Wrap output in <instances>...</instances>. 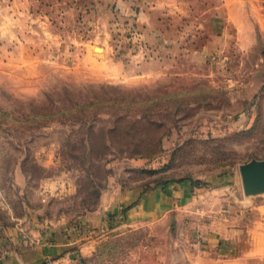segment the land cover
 Listing matches in <instances>:
<instances>
[{"label":"rangeland","instance_id":"obj_1","mask_svg":"<svg viewBox=\"0 0 264 264\" xmlns=\"http://www.w3.org/2000/svg\"><path fill=\"white\" fill-rule=\"evenodd\" d=\"M248 1L0 0V236L188 183L57 264H264V194L240 173L264 160V0Z\"/></svg>","mask_w":264,"mask_h":264},{"label":"crops","instance_id":"obj_2","mask_svg":"<svg viewBox=\"0 0 264 264\" xmlns=\"http://www.w3.org/2000/svg\"><path fill=\"white\" fill-rule=\"evenodd\" d=\"M236 1L239 2V7L244 8L245 0ZM249 2L256 5L259 0L247 3ZM261 9L260 7L259 10ZM257 12L262 14L258 10ZM245 13L243 9L241 15ZM260 23L261 30H264V21ZM237 29L243 35L244 26H237ZM188 187L189 184L184 183L181 186H170L167 188L168 193L163 187H159L147 193L142 189H134L114 194L101 210L86 216L79 224L53 225L40 232L35 231L40 225L34 222V230L30 231V236L34 239L22 236L14 226L0 236V264H57L78 256V253H89L90 240L111 228L114 223L125 219L128 224H136L159 218L170 212L179 200H184L182 197Z\"/></svg>","mask_w":264,"mask_h":264},{"label":"water","instance_id":"obj_3","mask_svg":"<svg viewBox=\"0 0 264 264\" xmlns=\"http://www.w3.org/2000/svg\"><path fill=\"white\" fill-rule=\"evenodd\" d=\"M240 173L247 196L264 194V160L253 159L241 165Z\"/></svg>","mask_w":264,"mask_h":264},{"label":"trees","instance_id":"obj_4","mask_svg":"<svg viewBox=\"0 0 264 264\" xmlns=\"http://www.w3.org/2000/svg\"><path fill=\"white\" fill-rule=\"evenodd\" d=\"M193 184H194V185H198L199 183H198V182H195V181H193Z\"/></svg>","mask_w":264,"mask_h":264}]
</instances>
